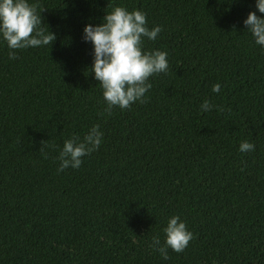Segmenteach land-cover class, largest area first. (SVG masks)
Listing matches in <instances>:
<instances>
[{"label": "trees", "instance_id": "1", "mask_svg": "<svg viewBox=\"0 0 264 264\" xmlns=\"http://www.w3.org/2000/svg\"><path fill=\"white\" fill-rule=\"evenodd\" d=\"M30 2L56 38L14 59L0 41V264H264V50L243 25L264 15L255 0ZM116 4L161 26L143 47L168 69L109 114L81 33ZM93 124L100 146L58 172L63 141ZM173 214L193 238L164 261L149 243Z\"/></svg>", "mask_w": 264, "mask_h": 264}, {"label": "clouds", "instance_id": "2", "mask_svg": "<svg viewBox=\"0 0 264 264\" xmlns=\"http://www.w3.org/2000/svg\"><path fill=\"white\" fill-rule=\"evenodd\" d=\"M30 0H0V41L9 49V59L16 57V49L51 45L55 33L42 27L41 10ZM255 9L264 14V0H255ZM245 30L253 42L264 50V15L249 11L243 19ZM161 32L160 25L147 26L146 14L139 9L128 10L123 5H113L105 12L99 23L84 24L81 38L92 45V63L89 69L99 82L105 102L104 111L111 113L114 106L127 109L134 102H144L145 93L151 87L149 77L168 69L167 52L160 49H145L143 41L155 40ZM213 92L221 85L214 83ZM214 105L204 99L200 105L203 112L211 111ZM103 132L93 124L83 137L71 136L63 141L56 159L57 171L79 168L82 158L96 150L102 142ZM255 145L249 140L239 142L240 152H251ZM163 241L153 235L149 247L168 261V250L182 252L193 238L186 222L178 214L167 218L162 228Z\"/></svg>", "mask_w": 264, "mask_h": 264}]
</instances>
